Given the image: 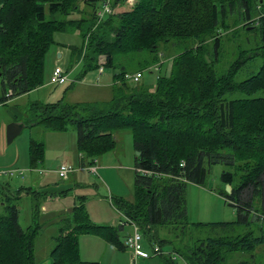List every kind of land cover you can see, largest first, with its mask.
<instances>
[{"label": "trees", "instance_id": "1", "mask_svg": "<svg viewBox=\"0 0 264 264\" xmlns=\"http://www.w3.org/2000/svg\"><path fill=\"white\" fill-rule=\"evenodd\" d=\"M84 1L92 9L79 18L75 15L81 12L80 0H0V102L40 88L45 57L58 43L55 34L78 32L83 44L66 46L70 65L81 64L78 80L100 66L112 69L110 100L69 102L63 96L56 102H35L31 104L35 117L26 126L41 124L57 132L76 129L82 167L115 149L117 131L131 132L133 199L118 196L112 204L139 226L153 253L158 248L160 264H226L232 252L254 251L264 238L251 231L197 239L189 226L248 223L258 195L264 218V15L253 19L264 12V0H135L123 11L115 6L125 0H112L111 13L99 21L95 14L99 0ZM229 35L243 39L238 40L237 58L226 70L219 69ZM243 40L255 42L254 47L246 49ZM256 58L261 60L258 70L237 81L244 65ZM169 61L170 71H163ZM155 69L160 73L156 84L145 83L144 72ZM135 73H141L139 80L127 77ZM29 144L35 167L44 159L45 144L33 138ZM215 164L226 166L220 178L232 187L224 195L238 208V220L189 222L187 186L205 184ZM137 168L151 173L144 175ZM16 199L8 198L0 215V264H38L35 238L40 226L21 227ZM38 210L35 203L34 217ZM70 214L53 237L51 264H99L82 260L78 238L83 234L127 248L120 240L121 224H95L83 202ZM162 227L181 240L161 237Z\"/></svg>", "mask_w": 264, "mask_h": 264}, {"label": "rangeland", "instance_id": "2", "mask_svg": "<svg viewBox=\"0 0 264 264\" xmlns=\"http://www.w3.org/2000/svg\"><path fill=\"white\" fill-rule=\"evenodd\" d=\"M80 13L76 17H87L91 11L84 0H80ZM135 0L120 1L115 6L116 11H123L134 4ZM101 1L97 2L96 7L101 8ZM86 13V14H85ZM264 12L256 14L253 19L258 20ZM252 19V20H253ZM230 21V20H229ZM233 22V20L230 21ZM247 22V21H246ZM233 25V24H232ZM240 26V25H239ZM238 26V27H239ZM227 38H229L227 40ZM221 49L218 68L226 70L227 66L237 58V45L240 39L227 36ZM55 40L58 42L50 48L45 59V80L42 89L33 91L29 95L20 98H12L7 103H0V215L3 212V204L8 198H18L16 205L19 208V223L22 228L33 226L34 223L40 226V232L35 238V258L38 264H51L50 251L54 248L53 237L58 234L61 220L71 215L72 208L83 202L86 212L91 221L97 225L118 226L120 220H123L120 212L113 208L111 198H117L124 195L123 198L133 199L135 189V170L121 171L116 165H127V160H132L134 164V141L130 131L116 132V149L104 155V159L110 164L115 165L110 171V175L92 172H86L80 169L77 161V131L73 127L67 131H49L43 128L41 124L25 126L22 132L16 138L8 143L6 127L13 122H28L35 117L36 112L30 108V103L45 102L49 92H56L65 96L69 102L86 101H107L110 100V90L106 87H99L110 83L114 71L106 68L107 78L101 77L98 70L89 71L83 80H78L77 76L81 73V64L70 65V52L66 46L70 44L82 45V38L76 31L57 32ZM246 49L254 47L255 42L249 43L246 40L241 41ZM63 44V45H60ZM260 59L244 65L237 74L236 80L241 81L254 74L260 67ZM171 62L164 64L163 71H170ZM56 66L68 74V82H59L57 85L50 84L53 70ZM158 66V65H157ZM160 75L158 69L151 72L146 71L143 75V81L149 85H155L157 77ZM75 81V82H74ZM74 82L73 84H71ZM1 92V88H0ZM65 92V93H64ZM59 96V97H61ZM47 102V101H46ZM55 102V101H53ZM33 138L37 141H46L48 153L45 168L49 173L45 176L34 171L30 167L29 142ZM98 169L102 168L101 159H99ZM61 163H67L74 167V174H69L67 179L59 178L56 170ZM29 166V167H28ZM43 166V165H42ZM50 166V167H49ZM41 167V166H40ZM38 168L39 170L42 168ZM50 168V169H49ZM116 168V169H115ZM13 171V174L8 171ZM226 166L215 164L211 166L206 183L202 186L189 183L186 189L187 210L189 222L196 223H214L217 221L231 222L238 220V208L225 195L226 185L221 180L222 172ZM55 171V172H54ZM102 173V171H100ZM40 188L51 192H59L57 199H42L44 195L36 193ZM64 190V191H63ZM29 191V193L27 192ZM45 191V190H44ZM63 191V193H61ZM37 197V198H36ZM260 195L255 197L253 202V212L248 213V223L233 224L230 227L221 226L212 227L203 225L198 227L189 226L192 238L201 239L206 236L218 237L245 235L251 231L254 237L262 236L264 238V220L260 217L262 212ZM12 201V199L10 200ZM38 204V215L34 217L32 207ZM132 227L126 226L120 231V240L124 242V236L132 232ZM169 228L162 227L161 237L165 239L176 240L173 234L168 231ZM143 240V251L147 258H139L136 264H160L161 257L153 253V247L148 240ZM184 243H189L187 239H182ZM80 256L84 261H96L99 264H132L133 254L128 248L116 247L115 245L103 240L96 234H83L78 238ZM192 241L191 243H193ZM190 243V244H191ZM179 245V244H178ZM245 260L248 264H264V241L257 245L254 251L244 250L232 252L226 257V264H237Z\"/></svg>", "mask_w": 264, "mask_h": 264}, {"label": "built area", "instance_id": "3", "mask_svg": "<svg viewBox=\"0 0 264 264\" xmlns=\"http://www.w3.org/2000/svg\"><path fill=\"white\" fill-rule=\"evenodd\" d=\"M99 1H101L102 6L101 8H97V10L95 11L98 21L104 18V16L107 13H111V10H112V5H111L112 0H99ZM103 70H104V67L100 66L98 69L99 74H102L104 72ZM52 73L53 74L50 79V82L52 84L57 85V83L59 82L68 81V74L66 72H63V70L60 67L56 66V68L53 70ZM127 77L132 78L133 80L137 81L141 78V73H135L133 75L128 74ZM86 169L92 173L97 172V170L95 169L93 165L86 167ZM137 169L140 173L144 175L151 173L147 169H139V168ZM13 171L14 170H11L8 172L13 174ZM56 172L58 173L59 178L66 179L68 178L70 173L74 172V167L67 163H61L58 169L56 170ZM120 214L123 217V220L120 221V224L122 226H130L133 229L131 233H128L127 235L124 236V244L128 249L131 250L133 254L132 264H136L139 258H147L150 255L142 250L143 249V240H142L143 235H142V232L139 226H137V224L134 223L133 221L131 222L130 219L126 215H124L122 212H120ZM158 252H159L158 248L155 247L154 254H157Z\"/></svg>", "mask_w": 264, "mask_h": 264}, {"label": "crops", "instance_id": "4", "mask_svg": "<svg viewBox=\"0 0 264 264\" xmlns=\"http://www.w3.org/2000/svg\"><path fill=\"white\" fill-rule=\"evenodd\" d=\"M106 69H104L103 71V73L101 74V76H100V78L101 77H105V78H107V74H106V71H105ZM100 75V74H99ZM86 76V75H85ZM85 78V77H84ZM83 78V79H84ZM82 79V80H83ZM50 82V81H49ZM64 82H68V81H64ZM113 82H114V78L112 77V80H111V82L110 83H107V84H105V86L104 85H100L99 87H106V88H108L109 90H110V98H111V96H112V87H113ZM50 84H52L51 82H50ZM52 85H54V84H52ZM40 89H42V86L40 87V88H38V89H35V90H32V91H30L29 93H32L33 91H36V90H40ZM29 93H27V94H23V95H19V96H15V97H17V98H20V97H22V96H24V95H29ZM59 96H61V94H56V92H49L48 94H47V102L45 101V102H43V103H51V102H53V101H57V99H60L61 97H63L64 96V94H63V96H61V97H59ZM7 102V101H6ZM0 103H3V102H0ZM33 103H35V102H33ZM36 103H41V102H37L36 101ZM42 103V104H43ZM32 103H30V105H31ZM30 108H32V106H30ZM27 122H25V124H26ZM32 125H36V124H32ZM28 126V125H27ZM23 129V128H22ZM23 131V130H22ZM21 131V132H22ZM20 132V133H21ZM19 133V134H20ZM1 134V133H0ZM18 134V135H19ZM17 135V136H18ZM1 137V136H0ZM16 138V137H15ZM14 138V139H15ZM44 144H45V151H44V156H43V161H41V162H39L35 167H32L31 166V158H30V167H31V169L32 170H34V171H37V172H39V174H41L42 176H45V175H47L48 173H49V170L47 169V168H45V163H47V162H49L48 161V159H47V153H48V148H47V144H46V141H44L43 142ZM77 144V143H76ZM29 148H30V146H29ZM115 149H116V147H115ZM115 149H114V151L113 152H115ZM135 150V149H134ZM135 154V153H134ZM77 161H78V163H79V166H80V160H81V157L79 156V152H78V148H77ZM104 155H106V153L105 154H102L101 155V157L100 158H98V159H96V161L94 162V164H93V166L95 167V169L97 170V174L98 175H100V174H104V177H105V175H110V171H112L113 169H114V167H115V165L117 164H115V165H112V164H110L111 162H107L106 161V159H104L105 157H104ZM99 159H101V167L102 168H100V169H98V163H100L99 162ZM126 162H129L127 165H116V168H118L119 170H121V171H131L132 169H134V166H135V157H134V164H133V166H132V160H127ZM43 165V166H42ZM41 166V167H40ZM29 167V166H28ZM42 168V169H38V168ZM50 167V166H49ZM80 169H83V170H85L86 172H89L90 173V171H88L87 169H86V167H82V166H80L79 167ZM115 168V169H116ZM50 169V168H49ZM135 170V169H134ZM100 171H102V173L100 172ZM55 172V171H54ZM75 172V171H74ZM74 172H72V173H70V174H74ZM100 173V174H99ZM91 174H94V173H91ZM69 177V176H68ZM67 179V178H66ZM41 189V191H39V192H41V193H44L45 195L43 196V197H41L42 199H46V198H49V199H57L59 196H60V193L58 192H51V191H49V190H47V189H43V188H40ZM45 190V191H44ZM64 191V190H63ZM63 191H61V193H63ZM28 193H29V191H27ZM123 193V192H122ZM121 193V197H124V195ZM111 202H112V198H111ZM113 208L115 209V207L113 206ZM3 209H4V204H3ZM116 210V209H115ZM120 224V223H119ZM119 224H118V226H113V227H120L119 226ZM124 227H126V226H124ZM124 227H123V229H124ZM122 231V230H121Z\"/></svg>", "mask_w": 264, "mask_h": 264}, {"label": "water", "instance_id": "5", "mask_svg": "<svg viewBox=\"0 0 264 264\" xmlns=\"http://www.w3.org/2000/svg\"><path fill=\"white\" fill-rule=\"evenodd\" d=\"M26 124L24 122H13L7 125L6 131H7V141L8 143L12 142L14 138L22 131V128H24ZM136 155H139V152L136 151ZM231 185H226L227 193L230 194L231 192Z\"/></svg>", "mask_w": 264, "mask_h": 264}]
</instances>
